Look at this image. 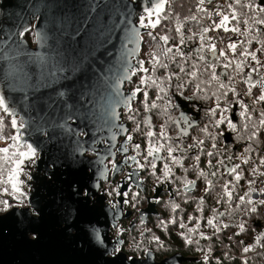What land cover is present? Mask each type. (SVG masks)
Listing matches in <instances>:
<instances>
[{
  "label": "water",
  "instance_id": "1",
  "mask_svg": "<svg viewBox=\"0 0 264 264\" xmlns=\"http://www.w3.org/2000/svg\"><path fill=\"white\" fill-rule=\"evenodd\" d=\"M125 2L129 3L123 10L127 13L128 30L121 29L107 42L101 43L102 38L99 35L76 37L77 24L71 22L70 18L74 13L78 15L77 10L64 7L72 3L86 6L88 0H0V28L22 31L27 25L34 35V43L27 39L29 32L25 33L24 37L25 50L32 54L34 62L29 65L26 63L28 56L19 57V63L24 66L26 72L32 74V80L23 82L19 76L14 78L9 71L7 60L0 59V97H3L5 104L16 113L17 122L25 123V128L20 129L21 143H32L38 149L40 159L37 166L26 167L25 171H31L33 174L32 187L28 189L29 200L44 206V218L38 228L40 235L37 240L32 239L31 232H25L23 226L15 223L14 218L9 217L4 221L7 227L0 236V264H182L184 260L196 258L185 257L177 252L156 259L151 250L142 256L128 255L122 250V239L118 235L110 234V229L116 228L118 220L126 215L123 214L121 205L113 208L108 204L103 190L99 192V187L94 189L95 203L90 208L88 218L96 222L95 227L101 237L105 238L107 248L105 249L104 245L85 243L75 232L62 231V225L54 211V198H57L59 193L39 178L45 162L57 156L64 158L67 154L69 160L75 161L76 167L86 170L89 174L96 171L100 177V185L108 171L106 160L115 159V156L105 155L103 151L108 149L109 145L115 155V148L123 155L117 163L121 165L125 161L127 153L119 149L123 146L129 151L127 145L130 141L126 139L129 127L122 120V113L123 110L128 111L129 105L132 107L139 95L137 93L133 98L132 91L135 88L127 87V84L132 83L134 77L142 73L138 71L139 62H144L141 56L142 36L151 29L139 27L138 17H147L144 10L152 7L155 0ZM259 3L263 4L262 0H259ZM155 17L156 15H153L151 19L155 21ZM145 22L147 23V19ZM133 28L139 31V36ZM76 41H79L82 47L87 46L89 53L88 84L81 88L80 81H60L56 90L68 91L66 97L57 96L53 88L43 84L36 87V58L47 59L51 57L55 46L63 47L68 43L75 45ZM60 85H67V88ZM177 101L184 105L182 99L177 98ZM231 115L235 120V108ZM187 122L188 120L185 121ZM194 125L195 122H191L182 130L188 134ZM15 131L13 129V134ZM113 135L115 140L104 139ZM223 139L225 144L231 143L230 132L225 131ZM94 140L98 142L94 143ZM131 156L136 158L135 154ZM253 194L255 196L256 192ZM3 215L6 214L0 213V216ZM255 225L262 227L260 221L255 222ZM114 248L119 251L114 252Z\"/></svg>",
  "mask_w": 264,
  "mask_h": 264
},
{
  "label": "snow or ice",
  "instance_id": "2",
  "mask_svg": "<svg viewBox=\"0 0 264 264\" xmlns=\"http://www.w3.org/2000/svg\"><path fill=\"white\" fill-rule=\"evenodd\" d=\"M207 2L211 3L212 0H207ZM233 2L239 4L240 0H233ZM166 3L167 0H155L152 7L144 10L147 13V17L144 15H140L138 17L139 27L156 28L157 25L160 23L159 14L165 10ZM204 3L205 0H198V10L205 11V9L201 7ZM262 3H264V0H262ZM128 6L129 3L125 2V0H88L86 6L80 3L64 5V7L69 8V10L73 8L77 10L78 15L74 13L70 18L71 22L77 24V28L75 30L76 37H92L99 35L102 38L101 43L107 42L110 37L118 33L121 29L128 30L126 23L127 13L123 11ZM228 8L232 9L233 4L229 3ZM80 9H83V11L81 12ZM258 10L260 12H264V7H259ZM215 14L217 16L222 15L221 12H216ZM153 15H156L157 17L155 21L151 19ZM211 16L212 13H208L209 19H211ZM146 19L147 23L145 22ZM191 19L195 20L196 17L193 16L191 17ZM231 19H237L234 10L231 12ZM228 22L229 15L223 14L222 19L219 21V23L213 21V25L209 28H204L203 33L206 34L209 31H215L220 28H223L226 32H240L239 28L229 29L227 27ZM245 23H247V21H245ZM255 23L259 25H264V19H257L255 20ZM80 25H82L83 27H80ZM132 30L135 31V34L137 36L140 35L139 31L135 30V28H133ZM27 32H30V28L27 25L23 27L22 31H9L0 28V59L7 60L10 73L13 75L14 78L19 76L23 82L30 81L33 78L32 74L26 72L24 70V66L19 63V57L22 55L28 56V61L26 62L27 64L30 65L34 62L32 54L28 53L24 47L26 43L24 37L25 33ZM176 32L180 34L179 43L175 44L173 47H168L166 50H163L159 55L152 56V71L154 72L158 68H163L167 70L169 67V63H176L177 67L179 68V72L166 71V75L167 80L169 82V86H173L171 85V81L174 78L179 81L174 85V87L180 92V94H183V90L187 88L190 84H193V82L199 78V73V76H204L206 74L210 75V81L200 80L199 83H196L194 86L197 91H204V89L202 88L203 84L210 83L211 81H216L218 82L217 91L221 89H227V91H223L221 95L226 97L229 92H232L234 95H236L235 88L230 86L232 83H235V77L232 75H228V84L220 81V77L216 74L215 71L216 65L212 63V61L209 60L206 63H203L202 67L201 64H198L195 61H193L190 66L188 65L187 62L192 54L189 53L188 56H186L185 53L181 50L180 46L184 45L186 41L183 36V33H181L180 27L176 28ZM193 35H196V33H194ZM148 36H150L153 40L156 39V36H153L152 32H148ZM191 38L192 37H188L187 39L190 40ZM159 39L162 40L164 44H168L169 37L167 35L160 36ZM206 39L211 40L210 37H206L203 34L200 35L201 43L199 48L194 50L196 53H203L204 50L207 49V52L211 53L212 57L217 62L220 61L221 57H224V59L227 61L226 63L222 64V67L224 69L232 68L233 71L237 73V75L245 71L246 64L244 63V61H236L229 58L223 48H221L217 54L215 43H204ZM248 43H251V41H248ZM237 47L238 45L235 42L229 43L227 45V49H229L233 54L236 53ZM86 48L87 46L82 47L80 45V42L76 41L75 45H73L72 43H68L66 46L63 47L60 45L55 46L52 49L51 57L47 59L45 57L36 58L35 63H37L38 65V71L36 74V87H39L41 84H43L47 87L53 88V90L56 91L57 96L66 97L68 96V91L56 90V86L60 84V81H67L69 79H72L74 82L80 81L81 88L86 86L88 84L87 74L90 67V65L88 64L89 53ZM257 52H264V47L257 49L256 51H248L247 49H244L240 52V55L245 57V59L250 57L251 60L259 66L257 68L249 69L250 73L259 72L260 68H264V63L257 59ZM161 56L167 57L169 63H165L164 60L161 59ZM176 56L182 57L183 62H177ZM197 59L200 62H204L206 58L204 55L201 54L198 55ZM233 65H235L234 68ZM138 71L148 73L149 69L144 67L143 61H140ZM181 73H183V77H181ZM133 75H135V73H133ZM126 79H130V77H126ZM139 83L141 85H146L150 83L151 85L158 88L156 99L162 100L165 99V97L168 95V91L164 86H162V82L160 81L159 77L154 78L151 75L147 77L141 76ZM259 83L261 84V87L264 88V77L260 79ZM60 86L67 88V85ZM252 87H255V85H252ZM142 91L143 90L140 87L135 88L132 91V97L135 98L136 94ZM251 91L252 89L251 87H249L248 92L246 94L250 95ZM161 93H163V95H161ZM148 95L149 94L147 91H143L144 100L141 101V103L145 105V111H150L152 108L160 107L159 105H157L156 100H153L151 102V105H148ZM193 95L195 96L196 92H193ZM216 100V106L214 108L209 109L208 112V114L212 117L216 116L217 110H219L221 113L220 118L214 120L213 126L219 128L220 125L227 122L228 127L231 128L233 131H236V125L232 123V121L228 118L227 115H225V113H227L229 109L220 108V96H216ZM258 102H264V91H262V93L253 100V104H256ZM171 106V101H166L165 112L167 111V108ZM68 107L70 108L71 105H69ZM240 107L244 109L240 112V116L246 117L249 121H251V115L248 114L246 116V113H248L247 105L241 101ZM128 111H133L130 105L128 107ZM5 116L11 117L10 126L16 131L15 134L8 135L6 137L0 136V139L12 141V143L8 144V146L0 148V153L3 154L0 155V196H8L11 198V200L0 199V213L6 214L0 216V236L3 235L4 228L7 227L6 224H4V221H6L9 217H12L14 218L15 223L23 226L25 232H31L33 234V240H37L39 239L40 235L38 228L44 218V206H41L39 202L29 200L28 189L32 187L33 174L31 173V171H25V168L37 166V161L38 159H40L38 149L34 147L32 143H21L20 129L25 128V123L17 122L16 113L11 111L10 106L5 104L4 98L0 97V133L3 132L6 124ZM260 117L261 118L259 119L258 124L252 125L253 130L247 136V139L249 141H257L259 139V136L261 134H264L261 131V129H264V111L260 112ZM129 119L134 120L135 117L130 115ZM139 127L140 125L137 124V129H134V131L138 130ZM247 127L248 125H245V128ZM181 131L184 135H187V132L185 130ZM202 131L206 134L208 138L212 139L213 141L216 139V136H213L210 132H208L207 127L202 129ZM83 134L86 135V133ZM154 135L155 133L151 130L147 131L146 133L147 137H153ZM217 135L223 134L217 133ZM160 136L161 138H166L167 136V134L163 131V126ZM104 139L115 140V136L113 135L110 138L105 137ZM126 139L131 141L133 137L131 135H128ZM193 140L194 142L192 144H189L187 146V149H198L200 154H206L208 157H216L221 155V150L217 149L216 143H212V150H205L203 147L204 140H196L195 138H193ZM95 142L98 141L94 140V143ZM77 145L79 147V141H77ZM160 147H164V145H160ZM138 149H140V145L135 144L134 150ZM179 149V144H177L175 147L167 148L168 159L176 165L181 164L182 158L173 156V152ZM119 150L124 153H127L128 151V149L123 146ZM253 150L254 149L250 145L245 148V152ZM94 151L96 150L94 149ZM103 151L105 152V155H111L113 157L115 156V153L111 151V145H109L108 149H104ZM159 151L160 148L156 147L155 143H150L147 148V155L144 157L146 163H151V168L154 170L153 175H155L156 164L149 161L148 158L154 157V159H161V157L158 155ZM82 152L83 149H81V154ZM139 154V151H137V155ZM200 154H197L194 157L197 162L200 161ZM126 159L134 160L136 162L137 167L140 169H143L145 167V164H141L133 156H127ZM225 159L231 161L233 157L226 156ZM236 159L242 160V163L245 164L249 162L248 159H244L242 155L237 156ZM259 159L260 164L264 165V156H261ZM108 162L109 164H111L113 172H117L120 170L119 164L115 161V159H110ZM101 163H103V161H101ZM216 163L217 165L223 166L225 168L227 174L232 177V180L236 181L237 183L241 180L242 173L237 171V169L240 168V164H234L229 167L228 165H225L224 159H218ZM207 166L209 168L215 167L212 164L211 159L207 161ZM185 171H187V169ZM218 171L219 169L217 168V170L212 171L210 175L216 176ZM257 171L258 169L255 167L251 169L253 175H255ZM259 174L264 175V172H261ZM170 175H172V169L169 167L168 164H165L163 179L167 180ZM197 175L198 177H205V179H207L208 174L205 173L203 170H200ZM21 176H23L24 178L22 179ZM39 178L43 179L46 185H48L51 189L59 193L58 197L54 198V211L57 215L58 222L62 225V231L66 233L75 232L79 238L84 240L85 243L104 245L106 249L107 244L105 242V238L101 237L99 230L95 227L96 222L88 218L90 214V208L91 206H94L95 203L94 198L96 197V192L94 189L100 186L98 183L100 177L97 176L96 171H92L91 174H89L86 170L80 167H76L75 161L69 160L66 154L64 158L57 156L54 158H50L47 162H45V166L42 170V175ZM104 178L107 179V176L105 175ZM127 179L132 180L131 173L128 174ZM158 179L160 178L158 177ZM183 183L184 190L186 191L190 186L195 185L196 181L185 179ZM255 183V179L248 181V184L250 186ZM231 184L232 181L230 180L226 181L223 185L225 194L228 196L229 200L232 197V190H230L229 187ZM211 187L212 181L207 180V184L204 188V191L209 192ZM130 191V187L127 190L123 191H121L120 188H115L111 191H108L107 195L111 196L113 195V193H115L117 196H122L125 198L123 202L127 204L129 203L127 197L129 196ZM257 191H259L260 195H264V189L257 190L255 188L249 187V191L245 192L244 195L239 197L240 203L237 204V208H239L243 204L253 205L252 207L246 209L245 214L249 212L256 213L258 209L254 205L264 206V199L254 201L251 198L250 193ZM138 195L139 193L133 194V199H135V197H137ZM245 197H248V199L245 200ZM202 202L203 198H201V203ZM219 202L220 201H217V203ZM112 206L113 208H115L116 203H113ZM178 207V205H174L173 210ZM221 215L223 214L221 213ZM189 219H191V217H189ZM161 223L164 222L162 221ZM207 224L216 228L217 232L220 230L214 224L213 219H208ZM180 227L183 228L184 225L181 224ZM223 227L228 228L229 225L225 224L223 225ZM239 228L240 232H243L245 230L243 224H240ZM236 235H239V233H236ZM201 236L204 239H209V237L204 236L203 233H201ZM153 240L159 243L158 237H153ZM256 240L257 243H259L260 238L257 237ZM186 242L192 243L191 240H187ZM117 243L121 242L117 241ZM240 243H243V241H240ZM252 247V245L245 246L243 248V252L247 253L251 251ZM113 251L118 252L119 249L114 248ZM210 251L211 250H209V253L205 254L203 257L205 264H207V261L209 259ZM244 264H247V261H245Z\"/></svg>",
  "mask_w": 264,
  "mask_h": 264
},
{
  "label": "trees",
  "instance_id": "3",
  "mask_svg": "<svg viewBox=\"0 0 264 264\" xmlns=\"http://www.w3.org/2000/svg\"><path fill=\"white\" fill-rule=\"evenodd\" d=\"M232 3L233 8L229 9L228 4ZM259 7H264V3L260 4L259 0H240L239 4L233 2V0H222L221 3V12L223 14L229 15V22L233 28H239L240 32H235L237 36V51L235 54L231 53V57L233 60L236 61H244L246 64L245 71L237 75L232 68L224 69L222 67L223 63L227 61L224 57L220 58V61L217 62L211 55V53L207 52V49L204 50L203 53H196L194 50L198 49L201 43L200 35L203 34L206 37L207 33H203V29L205 28L204 19L207 16V11H200L196 9L193 0H167L165 5V10L159 14L160 23L157 25L156 28L150 29L148 32H152L153 36H156V39L153 40L150 36H148V32L144 33L142 38V49H141V56L144 60L145 67L149 69L148 73H142L141 75H136L140 82L141 76L147 77L151 75L152 77H159L160 81L162 82V86H164L167 91L168 95L165 99H156L158 88L149 84L142 85L144 91L148 92V105H151L153 100H156L157 105L165 107L166 101L170 100L171 104L175 103V98L188 100L190 103L196 104L198 108H200V117L203 118V121L200 125L196 127L193 131L192 140L188 143L192 144L194 142L193 138L196 140H204V149L205 150H212L211 145L212 143H216L217 149L221 150V155L216 157H208L206 154H202L200 161H208L209 159L212 160V163L215 167L214 171L219 169L216 176H213L212 181V190H213V207H214V224L220 230L217 232L216 228L213 227V235H207L209 239H203L206 246L203 248L195 249L193 252H204L207 251L212 254V262L211 264H244L247 261V264H261V260L264 257L263 252H251L257 244L256 238L259 237L261 242L264 238V206L254 205L257 207L258 211L256 213H246V209L252 207L253 205L243 204L239 208H237V204L240 203L239 197L244 195L245 192L249 191V187L255 188V184L249 185L248 181L255 179V175L251 172V169L254 168L253 161L257 159L260 162V157L264 156V134L259 136L257 141H249L247 136L253 130L252 125L258 124L260 117V112L264 111V102H258L253 104V100L259 96L258 90L256 88V82L258 78L264 77V68H260L259 72H252L257 78L253 83H250L247 80V75L249 69L259 67L256 65L254 61L251 60L250 57L245 59V57L240 55V52L244 49L248 51H256L264 47V25H259L255 23L257 19H264V12H260L258 10ZM235 11L236 20L231 19V12ZM195 16L196 19L193 20L191 17ZM157 17H155V20ZM247 21V23H245ZM180 27L181 33L185 38L186 43L181 45V50L188 56L191 53V57L188 60V65L190 66L193 61L201 64L206 63L207 61H212L216 65L215 71L216 74L220 77V81L228 84L229 81L227 80L228 75H232L235 77V83H232L230 86L235 88L236 95L232 92H229L228 95L225 97L221 95L223 91H227V89H218V82L211 81L210 83H205L202 85L204 91H197L195 89V84L199 83L200 80L210 81V75L206 74L204 76H199L198 79L190 84L187 88L183 90V94L174 87L176 83L179 81L175 78L171 81V85L169 86V82L167 80V72H179V68L177 67L176 63H169L167 57L161 56V59L164 60L165 63H169V67L167 70L163 68H158L156 71H152V56L159 55L163 50H166L168 47H173L175 44L179 43L180 34L176 32V28ZM196 33V35H193ZM242 33V34H241ZM167 35L169 37L168 44H164L162 40L159 39L160 36ZM27 39L31 43H34V35L32 32L27 33ZM188 37H192L190 40L187 39ZM251 41V43H248ZM204 43H210V40H205ZM217 48V46H216ZM175 51V49H174ZM204 55L205 61L200 62L197 57L198 55ZM171 55V54H170ZM257 59H259L262 63H264V52H257ZM176 61L179 63L183 62V58L180 56H176ZM235 65H233V68ZM210 71V70H209ZM181 77H183V73H181ZM186 79V77H185ZM255 85V87H252ZM251 87L252 91L250 94L252 103L248 105V114L251 115L252 120L249 121L246 117H241L240 112L244 109L240 107V92L246 90L248 92V88ZM193 92H196V95H193ZM215 94V95H213ZM163 95V93H161ZM216 96H220L219 104L220 108H228V112L225 115L232 121L233 124L236 125V131H233L231 128L228 127L227 122L220 125L219 128L213 126L214 120L220 118V111L217 110V114L215 117H212L208 114L209 109L214 108L216 106L217 100ZM140 98L144 99L142 95ZM139 109L143 108L142 110L135 111L133 116L135 119H138V122H141L140 128L144 127L143 116L145 113H148L149 116L157 117L153 112L145 111V105L139 101L138 103ZM235 108V116L236 119H232V112ZM134 111V110H133ZM132 116L131 112L124 113V119L128 120L129 116ZM134 119V120H135ZM168 119L169 116L165 114L164 123L166 128L169 129L168 126ZM10 117L5 116V127L0 136H8L13 134V129L10 126ZM133 121V120H132ZM245 125H248L245 128ZM207 127L208 132H210L213 136H216V139L213 141L212 139L208 138L206 134L202 131ZM225 131L230 132L231 134V143L225 144L223 135H217V133H224ZM262 133H264V129H261ZM12 141L0 139V148L8 146L11 144ZM142 146H146L149 144L146 140H141ZM251 146L254 150L245 152V148ZM235 146V148H233ZM226 149V151H225ZM198 154L199 151H198ZM0 155H3L0 153ZM244 159H248V163H242V160L236 159L237 156H241ZM226 156H232L233 159L231 161L225 159ZM218 159H224L225 165L229 167L234 164H240V168L237 171L242 173L241 180L237 183L236 181L232 180V177L229 176L223 166L217 165ZM256 168V167H255ZM202 179V178H201ZM232 181V184L229 186L230 190H232V197L229 200L228 196L225 194L223 185L226 181ZM251 198L254 201H258L260 199H264V195L262 198L252 197V193H250ZM203 202L201 203V199L198 202V209L207 210L208 206L210 205V201L207 199V192L204 191L202 194ZM0 199L2 197L0 196ZM248 197H245L247 200ZM217 201H220L217 203ZM221 213L223 215H221ZM208 217V216H207ZM261 222L262 227L255 225V222ZM206 225L205 218L198 217L197 225ZM229 225L228 228H224L223 225ZM243 224L245 230L240 232L239 225ZM201 231L206 232L205 230H199L197 234L199 235ZM239 233V235H236ZM194 234V233H193ZM192 235V234H191ZM231 238V239H230ZM199 240V238H198ZM243 241V243H240ZM212 244L213 247L209 250L207 249V245ZM252 245V250L244 253L243 248L245 246ZM171 246L174 248L172 251L168 253H172L175 251L182 252L183 246L181 242L176 238H172ZM183 249V250H182ZM156 259H160L156 252H154ZM163 255V254H161Z\"/></svg>",
  "mask_w": 264,
  "mask_h": 264
},
{
  "label": "flooded vegetation",
  "instance_id": "4",
  "mask_svg": "<svg viewBox=\"0 0 264 264\" xmlns=\"http://www.w3.org/2000/svg\"><path fill=\"white\" fill-rule=\"evenodd\" d=\"M128 87L142 88V85L137 81L136 77L134 82L128 84ZM142 90L144 91L143 88ZM143 91L139 93L138 99L133 102L131 107L134 110L131 112L132 116L135 111L143 109L138 107L139 101L144 100L140 98L143 95ZM148 102L149 100H147ZM182 102L184 105L175 98V103L167 108L166 112L163 106L152 108L151 111L157 117L149 116L148 113H145L143 116L144 127H139L135 131L137 124L142 123L138 122V119L133 121L129 118L128 120L124 119V113L129 111L123 110L122 120L127 123L129 127L128 135H131L133 139L127 145L129 151L124 157V163L119 165V171H112L111 164L108 162L112 158L106 160V166L108 167L107 179L100 183L99 192L103 190L111 207H113V203H116V207L121 205L122 212L126 215L118 220L116 228L110 229V234L113 236L118 235L122 239V250L128 255H143L148 250H151L161 256L160 259H162L179 252L185 257H196L193 260H184L182 264H205L203 257L208 252L195 253L193 250L206 246L201 233L206 237H208V234L213 235V226L208 224L197 225L198 217L203 218V220L205 218L206 223L208 219L214 218L212 187L207 192V199L210 201L207 210L198 209L197 207L204 193L207 180L213 181V176L210 173L214 171V168H209L207 161L197 162L194 159L198 154V149H187L188 143L192 140L193 131L201 124L203 118L200 117V108L196 104L184 99H182ZM183 111H186L185 114L181 113ZM165 114L169 116V129L166 128L164 123ZM186 120H188L187 123H185ZM191 122H195L194 127L190 128V132L187 135H184L181 130L187 128V125ZM162 126L163 131L167 134L166 138H161L160 136ZM149 130L155 133L153 137L146 136ZM142 139L149 142V144L155 143L156 147L160 148L158 155L161 159L148 158L149 161L156 164L155 175H153L154 170L151 168V163L145 162L144 157L147 155L149 144L142 146ZM135 144H139L140 149L134 150ZM177 144L180 145V149L173 152V156L182 158L180 165L173 164L168 159L167 148L175 147ZM160 145H164V147H160ZM115 151V161L118 162L123 155L118 152L117 148H115ZM137 151H139V155H137ZM86 154L93 156L88 152ZM132 154L136 155V160L141 164H145L143 169L138 168L134 160L126 159L127 156ZM201 157L202 154H200V159ZM165 164H168L172 169V175L167 180L163 179ZM186 169L187 171H185ZM200 170L208 174L207 179L198 177L197 174ZM129 173L132 174V180L127 179ZM185 179L196 181L195 185L190 186L186 191L183 183ZM129 187L131 191L127 197L129 200L127 204L123 202L125 198L122 196H117L115 193L111 196L107 195V192L112 189L120 188L123 191ZM135 193H139V195L133 199V194ZM174 205L179 207L173 210ZM162 221L164 223H161ZM181 224L184 225L183 228L180 227ZM205 229H207L206 232L201 231L199 235L197 234L199 230ZM153 237H158L159 243L154 241ZM173 237H176L181 242L185 250L168 253L174 249L171 246ZM187 240H191L192 243H187ZM209 247L212 248L213 245H207L208 250ZM211 262L212 254H209L207 264H211Z\"/></svg>",
  "mask_w": 264,
  "mask_h": 264
},
{
  "label": "built area",
  "instance_id": "5",
  "mask_svg": "<svg viewBox=\"0 0 264 264\" xmlns=\"http://www.w3.org/2000/svg\"><path fill=\"white\" fill-rule=\"evenodd\" d=\"M195 2V6L198 8V0H193ZM221 3L222 0H216L212 1L211 3H208L207 0H205V3L201 6L205 10L208 11V13H212L211 19L207 17L205 18V26L206 28H209L213 25V21L216 23H219V21L222 19L221 16H217L215 13L216 12H221ZM219 6V7H217ZM229 29L232 27L227 26ZM208 36L211 38L212 43H217L219 45V50L223 48L226 52V55L230 57L231 51L227 49V45L229 43H233L234 38L236 37V34L234 31H224L223 28L217 29L215 31H209ZM260 80L257 82V90L259 91V94L264 91V88L261 87V84L259 83ZM247 91H242L240 94L241 101L246 104L250 105L252 103L250 95L246 94ZM255 167L258 169L256 176H255V181H256V186L260 189H264V175H260L259 173L264 172V165H261L260 162L257 160L254 162ZM4 199H9L11 200L10 197L8 196H2ZM256 252H263L264 253V240L258 244L255 248ZM261 264H264V258L261 261Z\"/></svg>",
  "mask_w": 264,
  "mask_h": 264
},
{
  "label": "rangeland",
  "instance_id": "6",
  "mask_svg": "<svg viewBox=\"0 0 264 264\" xmlns=\"http://www.w3.org/2000/svg\"><path fill=\"white\" fill-rule=\"evenodd\" d=\"M214 1H216V0H214ZM256 78H257V77H256L252 72H251V73L248 72L247 80H246V81L249 80L250 83H253V82L256 80ZM252 193H253V192H252ZM258 195H260L259 192H258ZM258 195H257V196H258ZM252 197H253V195H252ZM259 197L262 198V196H259ZM262 199H263V198H262Z\"/></svg>",
  "mask_w": 264,
  "mask_h": 264
}]
</instances>
